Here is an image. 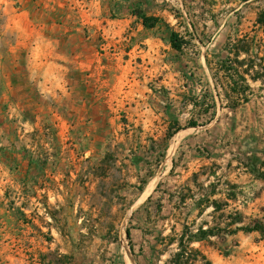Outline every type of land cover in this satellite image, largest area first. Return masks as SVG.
I'll return each instance as SVG.
<instances>
[{
    "label": "rangeland",
    "instance_id": "374dc122",
    "mask_svg": "<svg viewBox=\"0 0 264 264\" xmlns=\"http://www.w3.org/2000/svg\"><path fill=\"white\" fill-rule=\"evenodd\" d=\"M28 2L0 0V264H165L166 192L209 193L197 171L250 196L224 213L264 221V78L217 71L236 64L229 38L261 35L264 0H53L51 17ZM194 199L184 218L222 214L196 217ZM211 239L194 243L210 264H264L257 233Z\"/></svg>",
    "mask_w": 264,
    "mask_h": 264
},
{
    "label": "trees",
    "instance_id": "16d2710c",
    "mask_svg": "<svg viewBox=\"0 0 264 264\" xmlns=\"http://www.w3.org/2000/svg\"><path fill=\"white\" fill-rule=\"evenodd\" d=\"M247 1V0H240ZM136 16L140 20L141 25L144 28H152L157 22L158 18L154 16H148L141 11L136 12ZM255 24L261 28L260 36H249L244 34L242 37L231 39L226 41L224 49L229 56H233L235 65L228 68H217V71H223L224 73H230L233 77H238L244 84V88H249L247 84V78L251 80H258L264 78V11H260L256 18ZM169 42L171 47L180 52L182 51L183 42L178 38L176 32H171L169 36ZM243 55L241 58L240 56ZM243 65V67H242ZM236 66V67H235ZM238 66V67H237ZM236 79L233 78V82L228 85L229 88H241L237 85ZM197 125L196 122H191L190 126ZM214 177L215 181L209 182L205 188L210 187V192L202 194L199 198L194 199L190 196L193 191L187 184H181L178 188L171 192H166V199L171 205L170 215L177 221H180V228L176 229L175 225H172L169 233L158 238L160 243L165 247H174V251L170 254L169 258L165 261V264H210V260L206 259L199 247H195L194 243H214L211 238H222L228 236H235L237 233H257L259 239H264V221L259 217L245 216L239 210H234L228 213L223 212V208L228 205V202H235L241 200L243 204H246L250 200V196L244 194L242 191V185L231 180L225 181V190L218 189L217 182L219 177L216 172H193L192 177L195 178L197 183L198 175H204L207 179L209 175ZM254 176L257 179L264 180V161L260 162ZM222 195L223 198H216V195ZM149 198V197H148ZM191 201V208L196 210V217H199L203 212L211 208L212 214H219L217 218L212 220L213 224L210 225L207 220H201L197 223L195 219L189 220L184 218L181 209L186 207ZM163 205L159 201L156 207L157 213H161ZM213 218V217H212ZM126 235L129 238V231H126Z\"/></svg>",
    "mask_w": 264,
    "mask_h": 264
},
{
    "label": "crops",
    "instance_id": "0c3cea01",
    "mask_svg": "<svg viewBox=\"0 0 264 264\" xmlns=\"http://www.w3.org/2000/svg\"><path fill=\"white\" fill-rule=\"evenodd\" d=\"M53 0H29L28 4L33 8L35 7L36 10L39 11L40 14H42L41 16L44 17L45 15H48L49 17H51L50 13H54L51 12L49 9L53 7ZM10 2H14V0H10ZM8 2H6L5 8L7 7ZM15 7H18V4H15ZM4 8V9H5ZM16 9V8H14ZM49 10V11H48ZM20 17V16H19ZM30 18V17H29ZM8 21V19H7ZM30 22H32L33 24V28L34 29H41V28H54L57 24H54L53 21L51 20H43V19H38L35 20V18L33 19H29ZM9 23H6V26H8ZM18 21L14 20V22L12 23L11 27H18Z\"/></svg>",
    "mask_w": 264,
    "mask_h": 264
}]
</instances>
